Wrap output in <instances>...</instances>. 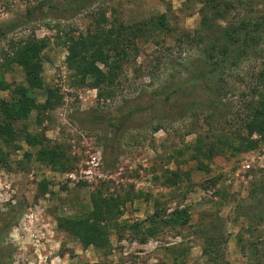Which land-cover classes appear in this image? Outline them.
<instances>
[{
	"label": "rangeland",
	"instance_id": "obj_1",
	"mask_svg": "<svg viewBox=\"0 0 264 264\" xmlns=\"http://www.w3.org/2000/svg\"><path fill=\"white\" fill-rule=\"evenodd\" d=\"M62 1L0 0V101L12 96L5 85L27 84L23 67L10 55L14 43L31 37L47 43L43 86L32 96L38 104L46 101L49 88L61 96L59 102L53 98V107L31 109L27 119L15 123L45 147L57 148L61 157L41 160V145H29L22 137L13 144L0 139V224L20 212L4 234L0 264H264V224L251 226L247 216L264 195V136H251L257 145L245 150L234 138L242 125L236 112L245 115L255 75L263 68L264 27L250 53L226 63L216 77L227 92L223 110L213 113L203 104L201 86L185 84L203 67L204 48L215 35L226 26L262 19L264 0H224L223 6L231 8L212 30L202 28V4L196 1L98 0L74 18L57 10ZM101 10L110 20L129 24L157 20L163 13L167 22L164 28L150 26L138 40L107 86V98L90 85V75L81 82L68 63L69 36L93 32ZM98 64L111 69L109 63ZM159 98L164 100L153 111L132 116L120 130L90 121L96 113L117 116L138 101L150 104ZM200 135L206 144L219 146L223 138L224 149L193 158ZM175 170L178 183L166 184ZM112 198L121 202V214L117 211L110 224V244L85 246L68 230L67 220L91 221L93 211ZM177 210L188 211L187 224L160 222L159 232L142 241L151 216L167 218ZM138 223L141 229H135ZM208 236L214 241V261L203 253Z\"/></svg>",
	"mask_w": 264,
	"mask_h": 264
},
{
	"label": "trees",
	"instance_id": "obj_2",
	"mask_svg": "<svg viewBox=\"0 0 264 264\" xmlns=\"http://www.w3.org/2000/svg\"><path fill=\"white\" fill-rule=\"evenodd\" d=\"M98 0H63L57 5V10L62 11L66 16L74 18L92 7ZM187 2L196 1L202 4L200 13L202 16V28L204 30H212L214 21L225 18L224 12L226 8H231L230 3L223 6L224 0H186ZM95 18L96 29L88 34L80 33L78 36L70 35L68 63L70 68L76 71L77 77L81 82L86 81L91 76L90 85L97 88L100 98L111 96V92H107V86L113 84L117 70L121 69L122 61L130 56L133 49L138 48V40L148 33L149 27L164 28L167 27L166 14H160L155 20L151 19L137 22L134 24L110 20L107 11L101 10ZM110 21V25H107ZM264 27V16L257 22L242 21L238 24L226 26L220 33L218 32L211 46L204 48L205 63L203 67L198 68L192 76L185 81V84L194 86L200 85L201 92L204 94L205 106H208L213 113L223 110L226 104L223 96L227 95L224 87L216 80V77L226 68V63H232L244 54H249L251 48H254L261 40L259 30ZM196 31V34H199ZM187 36L192 37L190 33ZM198 39L201 40L199 34ZM193 40L195 37L193 36ZM45 40L31 37L26 41L14 43V52L10 55L14 63L20 64L25 72L27 84L18 83L5 85L10 89L12 94L10 100L2 99L0 101V139L6 144H13L18 138L22 137L29 145H41L38 151V157L41 160L46 158L61 157L60 151L56 148L45 147L44 142L39 139L36 134L29 133L23 129L18 130L15 126L16 122L28 118L31 109H48L53 107V98L59 102L61 96L57 90L47 89V99L44 103H36L32 96V91L43 86L42 80V51L46 47ZM99 62L109 63L110 71H104ZM263 68L255 75L254 85H252V100L246 104V112H236L242 117V125L234 133V138L239 139L240 150L256 147V141L251 138L254 134L264 136V61ZM218 79V78H217ZM216 81V82H214ZM184 84V85H185ZM169 94L166 99L169 100ZM164 99L159 98L157 102L150 104L137 102L132 108H124L120 111V115H105L96 113L90 121L98 125L107 122L111 127L122 129L127 121L134 115L153 111L156 103L162 102ZM244 111V108H243ZM97 117V118H96ZM223 131V130H222ZM244 132L247 135H244ZM206 137L199 136L193 145L192 157L197 159L201 156H209L221 152L224 149L225 140L219 138L217 142L205 143ZM16 148H20L18 145ZM190 149V148H189ZM3 157L0 150V159ZM173 177L168 179L170 182L166 184H177L180 178L179 171H170ZM121 202L116 198H112L110 204L105 207H97L93 211V219L88 221L87 218H71L67 220V228L72 233L78 235L85 246L94 245L101 249L110 244L108 232L110 224ZM20 212L11 214L8 220L0 224V259L4 255L5 247L3 245L4 234L8 233L11 226L15 224ZM159 213H155L149 219L150 225L146 227L147 235L142 241L147 240V236L156 235L160 228L158 223L163 226L175 224H187L190 220V214L187 210H177L173 215L167 218L159 217ZM249 220H252L251 226H260L264 224V195L256 201L255 211L251 214L247 213ZM252 218V219H251ZM141 224H136L135 229H141ZM216 226V225H215ZM214 243L208 236V245L203 247V253L209 255L212 261L215 256L211 255ZM257 253V252H256ZM260 264V263H259Z\"/></svg>",
	"mask_w": 264,
	"mask_h": 264
}]
</instances>
